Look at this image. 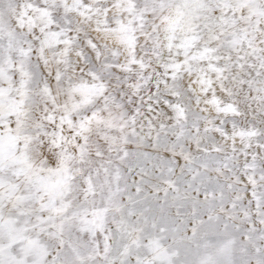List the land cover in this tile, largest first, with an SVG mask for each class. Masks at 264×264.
Here are the masks:
<instances>
[{
	"label": "snow or ice",
	"instance_id": "obj_1",
	"mask_svg": "<svg viewBox=\"0 0 264 264\" xmlns=\"http://www.w3.org/2000/svg\"><path fill=\"white\" fill-rule=\"evenodd\" d=\"M0 264H264V0H0Z\"/></svg>",
	"mask_w": 264,
	"mask_h": 264
}]
</instances>
